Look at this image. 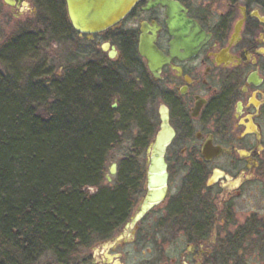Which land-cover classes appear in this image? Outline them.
<instances>
[{
  "label": "flooded vegetation",
  "instance_id": "flooded-vegetation-1",
  "mask_svg": "<svg viewBox=\"0 0 264 264\" xmlns=\"http://www.w3.org/2000/svg\"><path fill=\"white\" fill-rule=\"evenodd\" d=\"M153 1L139 0L111 27L85 35L71 27L65 0H0L8 12L0 32L14 28L25 47L42 41L41 31L26 30V17L59 9L71 28L59 45L71 42L84 62L63 60L57 75L89 70L91 114H107L117 128L116 171L105 185H124L121 165L143 172L132 177L123 224L73 264H264V0H169L173 14ZM149 47L158 55L151 63L141 53ZM160 114L173 133L165 189L131 223L148 194Z\"/></svg>",
  "mask_w": 264,
  "mask_h": 264
},
{
  "label": "trees",
  "instance_id": "trees-1",
  "mask_svg": "<svg viewBox=\"0 0 264 264\" xmlns=\"http://www.w3.org/2000/svg\"><path fill=\"white\" fill-rule=\"evenodd\" d=\"M26 42L0 46V264H37L46 256L51 264H73L79 249L123 224L132 177L143 172L121 165L123 188L105 185L117 128L107 114H91V72L58 77L43 69L21 82L8 70Z\"/></svg>",
  "mask_w": 264,
  "mask_h": 264
},
{
  "label": "water",
  "instance_id": "water-1",
  "mask_svg": "<svg viewBox=\"0 0 264 264\" xmlns=\"http://www.w3.org/2000/svg\"><path fill=\"white\" fill-rule=\"evenodd\" d=\"M139 0H65L69 22L79 34L91 35L106 30L124 17ZM7 5H13L14 0H3ZM160 4L168 8L171 14L177 12L178 6L169 0H154L150 5ZM141 53L149 63L156 60V51L149 47ZM160 129L150 145L149 164L147 167L148 194L140 210L133 216L131 223H135L145 213L146 209L159 198L156 192L163 191L167 180L164 153L173 133L168 124V115L160 114ZM116 165L109 168V174L114 175Z\"/></svg>",
  "mask_w": 264,
  "mask_h": 264
},
{
  "label": "rangeland",
  "instance_id": "rangeland-1",
  "mask_svg": "<svg viewBox=\"0 0 264 264\" xmlns=\"http://www.w3.org/2000/svg\"><path fill=\"white\" fill-rule=\"evenodd\" d=\"M1 7L2 4L0 3V8ZM46 10H43L41 15H30L29 18L26 17L29 24H31L30 28H27L26 30H32L33 32H35L34 34L36 35V37L39 36V32L41 31L42 41L40 45L39 42L37 44L34 40H32L31 47H29L27 50L25 48L20 55H18L17 57L15 56L12 59V67L8 71L11 74L17 75L20 78L21 82H23L30 73L33 72L37 74L38 71H41L43 69L49 70L48 72H51L54 75L57 74L59 72V67L63 63H69L64 62L63 60H70V62L73 63V66H76V63L82 64L84 62V60L82 59L79 60V57L75 54L76 50L71 42H65L66 45H59V38L61 39V36H67L68 34H70L69 29L66 28L67 23L65 21L62 23V21L58 19V14L55 13L56 9L53 6L47 7ZM3 13L8 14L6 9L1 8L0 14ZM8 17L10 19V15ZM6 27H8V23H6ZM13 29L14 28H11V32L10 29L8 30L7 28L1 30L0 46L3 47V44H6V41L13 39V36H16V31L15 33H12ZM74 44L76 45V43ZM69 45L70 47H68ZM63 47L65 49H63ZM9 53L10 55H13L11 51ZM4 68L5 66L0 62V69ZM109 167L110 163L106 169L107 173ZM90 192L94 193L95 190L93 188H90ZM88 255H91V246L86 249H79L78 257ZM51 263V258L46 256L41 258L37 264Z\"/></svg>",
  "mask_w": 264,
  "mask_h": 264
}]
</instances>
